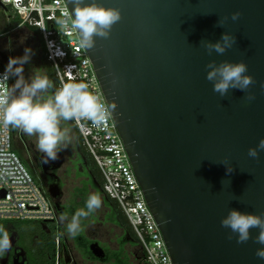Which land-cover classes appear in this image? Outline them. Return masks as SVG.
<instances>
[{
    "label": "water",
    "instance_id": "water-1",
    "mask_svg": "<svg viewBox=\"0 0 264 264\" xmlns=\"http://www.w3.org/2000/svg\"><path fill=\"white\" fill-rule=\"evenodd\" d=\"M98 2L118 7L121 19L87 55L172 263L264 264L255 255L264 245L229 240L220 224L229 208L264 212V152L247 155L264 137V0ZM235 11L241 16L232 21ZM225 31L236 37L233 47L209 55L203 41ZM210 60H243L255 99L214 92L205 78ZM63 261H72L64 245Z\"/></svg>",
    "mask_w": 264,
    "mask_h": 264
},
{
    "label": "clouds",
    "instance_id": "clouds-1",
    "mask_svg": "<svg viewBox=\"0 0 264 264\" xmlns=\"http://www.w3.org/2000/svg\"><path fill=\"white\" fill-rule=\"evenodd\" d=\"M66 4L62 17L56 21L58 30L74 34L80 49H93L96 45L95 38H108L112 26L121 19L118 7L105 6L98 0H66ZM240 16L241 13L235 11L230 14V19L237 21ZM228 19V16L219 18L218 26L223 27ZM24 39L26 37H21V43ZM235 42L236 37L225 31L215 42L203 41V46L209 55L213 51L222 55ZM47 46L50 59L64 55L54 41H47ZM34 54V50L26 46L23 55L9 57L4 71L0 73V143L7 142L10 130L34 136L36 148L43 154L42 162L48 163L56 160L58 153L72 143L71 129L64 126L67 122L89 121L93 126L100 127L108 118L109 109L86 82L67 81L57 88L42 68H33L26 78L24 65L31 61ZM205 69L206 80L211 82L212 90L220 97L223 98L228 95L229 90L236 89L245 94L246 100L255 99V94L249 91L255 81L243 60H223L219 63L210 60ZM10 79L13 81L11 84ZM261 152H264V137L259 139L255 147L248 148L247 155L257 159ZM221 163L224 164L226 173L233 171L232 166ZM102 203L101 193L94 191L88 194L83 207L77 208L70 216L63 214L60 220L64 222L66 234L71 238L79 236L84 230L83 221L100 209ZM220 224L229 230V240L235 237L237 243H246L252 238L264 245V212H242L229 208ZM252 228L258 229L255 237H251ZM11 247L10 234L0 225V256L6 254ZM255 255L264 260V247H258Z\"/></svg>",
    "mask_w": 264,
    "mask_h": 264
},
{
    "label": "built area",
    "instance_id": "built-area-1",
    "mask_svg": "<svg viewBox=\"0 0 264 264\" xmlns=\"http://www.w3.org/2000/svg\"><path fill=\"white\" fill-rule=\"evenodd\" d=\"M19 17L18 26L38 29L46 60L51 65L58 88L63 82L83 81L109 109L105 123L96 127L89 121H71L81 145L93 158L102 177L103 193L116 201L144 252L145 264H173L161 230L148 207L132 169L129 156L117 132L87 51L80 49L76 36L59 31L56 21L67 7L65 0H0ZM44 28V29H41ZM54 41L64 53L49 58L47 41ZM4 69H0L2 73ZM11 79L9 84H11ZM0 143V219L56 221L52 198L41 182L24 166L15 149L12 130ZM54 264H65L61 232L55 235Z\"/></svg>",
    "mask_w": 264,
    "mask_h": 264
},
{
    "label": "flooded vegetation",
    "instance_id": "flooded-vegetation-1",
    "mask_svg": "<svg viewBox=\"0 0 264 264\" xmlns=\"http://www.w3.org/2000/svg\"><path fill=\"white\" fill-rule=\"evenodd\" d=\"M21 28L25 29L29 36L35 38L32 49L40 63L41 46L37 34L27 26H22ZM67 123L70 125V122ZM70 129L72 135L71 150L73 153L69 158L70 163L67 171L69 173L74 171V176L78 178V184L73 187L71 197L67 202L62 201L63 183L58 174V170L65 162L64 153H58V158L54 161L50 160L48 163H43V154L34 148L26 140L25 136L21 139L22 145L15 144V149L20 151L31 172L39 179L44 190L47 193L55 194L52 200L57 213L56 221L63 230V240L66 241L68 246L72 259L71 264H79L75 259L76 253L80 258L81 264L86 262L92 264H145L144 252L140 245L135 242L129 229H127L124 217L115 213L112 203L105 198V195L101 194L103 205L106 208L103 222L113 224L116 230H118L113 240L104 239L101 241L96 233V229L86 227L88 224L101 223L94 213L88 220L83 221L84 230L79 236L71 238L66 234L64 223L61 222L60 217L65 213L70 216L77 209L76 206L83 207L88 194L97 191L98 188V180L94 174L93 163L81 147L72 127ZM19 132L21 134V131ZM19 251L18 247H14L11 255H6L0 261V264H8L9 261L11 264H29L27 254L24 252L25 260L22 262V256L19 254Z\"/></svg>",
    "mask_w": 264,
    "mask_h": 264
},
{
    "label": "rangeland",
    "instance_id": "rangeland-1",
    "mask_svg": "<svg viewBox=\"0 0 264 264\" xmlns=\"http://www.w3.org/2000/svg\"><path fill=\"white\" fill-rule=\"evenodd\" d=\"M2 10H3V7L0 6V62L3 64H7L9 57H16V56L23 55V50L26 46L33 48V45L35 43V38L29 36V34L25 31V29L21 28L22 25L16 27V29L12 28V29H9L8 31H4L6 29V26H8L6 24L8 21H10V18L7 17L8 15H2V13H1ZM7 14H8V12H7ZM21 37H26V39H24L23 43H21ZM33 68H41L40 63L38 61V58L36 57L35 54L31 57V61L24 65V75L26 78L31 74ZM42 71H43V69H42ZM64 126H67L69 128L71 127V125H69L68 123H66ZM13 131L15 132L14 137H15V144L16 145H19V146L22 145L21 139L25 136L26 140L29 143H31V145L34 146V148H36L34 136L29 137L22 132L20 134L19 130H13ZM79 143L81 145V140ZM81 147L83 148V146H81ZM71 148H72V145L70 144V146L68 148L61 151L62 153H64L65 162L60 167V169L58 170V174H59V176L62 180V183H63L62 201H64V202H67L68 199H70L71 191L73 190V187L78 184V178H76L74 176V171H72L70 173H69V171H67V167L70 163L69 158L71 157V155L73 153ZM84 151L86 152L87 156L90 158V160L95 165V168L101 177V174H100L93 158L91 157L90 154L87 153V151L85 149H84ZM16 152L20 156L24 166L28 169V171L31 174H33L31 172L27 162L22 157L20 151L16 149ZM113 201L115 202V200H113ZM76 208H80V206H76ZM105 211H106V208L102 203V207L94 213L95 217H97L101 223H95V224L93 223L91 225L90 224L86 225V227H88V228L96 229V233L99 236V239H101V241H103L104 239H112L113 240L116 232H118V230H116V228L114 227L113 224L108 223V222L107 223L103 222V215H104ZM88 219H89V217L85 220H88ZM16 221H20L25 226H27V228H25L21 225H18L19 226L18 229H20V231L21 230L26 231L25 233H27V234H30L33 229L38 230V232H40L42 229L41 223H39L36 220H16ZM62 223H64V222H62ZM28 225H30V226H28ZM26 229H29V230H26ZM132 235H133L134 239H136V236H135L133 230H132ZM23 240H24V243L26 245L25 248L27 250V253L29 254L28 255L29 259H31L33 261L32 263H34V262L36 263L37 260H36V258H34L36 251L35 250L33 251L31 248L33 246L32 241H31L32 239L29 238L28 236L26 238L22 237V240L18 241L19 244ZM75 259L78 261L79 264H81L80 258H79L77 253H76ZM84 264H92V263L86 262Z\"/></svg>",
    "mask_w": 264,
    "mask_h": 264
},
{
    "label": "trees",
    "instance_id": "trees-1",
    "mask_svg": "<svg viewBox=\"0 0 264 264\" xmlns=\"http://www.w3.org/2000/svg\"><path fill=\"white\" fill-rule=\"evenodd\" d=\"M7 12H8V14H7ZM1 13H2V15H8L7 17L10 18V21H8L6 24L8 26H6V29L4 31H8L9 29H12V28H15L16 26H18L19 17L17 15H15L13 13V11H11L8 6L3 7V10L1 11ZM27 27L37 34L39 42H40V46H41L40 67L43 69V71L49 76V78L55 84V78L53 75L51 65L46 60L45 55H44L43 42H42L41 36L39 34V31L37 28H35L33 26H27ZM5 66H6V64H3L0 62V69H4ZM70 125H71L72 129L74 130L75 134L77 135L79 142H80L81 139L79 137V134H78L77 130L75 129V127L73 126L71 121H70ZM12 132L15 133L13 130H12ZM93 168H94V174L96 175L97 180H98L97 191L100 192L102 195H105L103 193V190H102V178L100 177V175H99L98 171L96 170L94 164H93ZM105 198L112 203V205H113L112 207H113L115 213L119 216L124 217L126 225H127V229H129V231L132 235L131 226L129 225L127 219L125 218L123 212H121V210L118 208L119 206H117V203H115L116 201L114 202L113 199H110L106 195H105ZM38 222L41 223V225H42L41 231L38 232V230L33 229L34 231L32 230V232L30 234H27V233H25L26 231L21 230L22 231L21 232L20 229H18L19 228L18 225H21V226L27 228V226H25L22 222L16 221V220H11V219H0V225H3L4 228L9 232L10 239H11V237L14 239L13 246L11 247V249L6 254H4L3 256H0V261L6 255L10 256L14 247H18L20 250H23L28 256L29 254L27 253V250L25 248L26 245L24 243V240L22 242H20V244L18 242V241L22 240V237L26 238L28 236L29 238L32 239L31 240L32 244H33V246L31 247L32 250L36 251L34 258H36L37 262L36 263L34 262V263L35 264H54V255H55V247H56L55 246V235H56L57 231L61 232L62 245L66 246V248L69 252L66 241L63 240V230L57 221L53 220V221H38ZM28 226H30V225H28ZM26 230H29V229H26ZM136 239H137V237H136ZM136 239H135V242H137V244H139L138 240H136ZM28 259H29V257H28ZM32 262L33 261L31 259H29V264H34ZM8 264H11V262L9 261Z\"/></svg>",
    "mask_w": 264,
    "mask_h": 264
}]
</instances>
